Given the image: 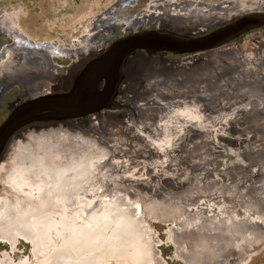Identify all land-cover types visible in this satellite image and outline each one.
<instances>
[{
    "label": "rangeland",
    "instance_id": "1",
    "mask_svg": "<svg viewBox=\"0 0 264 264\" xmlns=\"http://www.w3.org/2000/svg\"><path fill=\"white\" fill-rule=\"evenodd\" d=\"M155 1L0 0V23L6 22L19 27L22 35L28 38L32 44L40 47L43 45L44 49L49 54L51 52L55 54L53 55L55 57L58 55L57 53H59V57L61 55L66 57L71 56V54L75 55L80 50L85 51L89 48L98 47V52L93 53L79 64H74L75 61L62 63L61 60L59 61V59L55 58L54 62H52L53 65L55 64L54 66L52 65L53 67L57 68L59 66V69L62 67V69H70L71 71L66 79L55 83L52 90L53 93L62 94L69 92L75 82V78L82 74V71L75 72L77 68H82L83 64L88 63L89 60H94L93 58L96 54L108 50L117 41L128 36L138 35L141 32L154 30L171 32L168 26L160 29L153 25L146 27L140 23L141 25L138 24L136 28H139V31H137L139 33L135 32L136 29L129 34L125 33V25L132 23L139 16L143 17L142 19L140 18L142 21L149 19L150 15L143 12L146 11L149 4ZM188 1L204 6L225 5L231 10L229 12H234L240 9L247 0ZM261 1L264 2V0H256V2ZM220 11L223 14L229 13H225V9ZM251 15H263L262 20L264 19V12H252ZM246 16L248 15L244 17ZM203 18H207L206 21H212L210 15H205ZM236 18L230 17L229 21H223V23L211 28L198 26L188 31V33L180 35L192 33L194 37H203L242 19L236 20ZM151 19L154 20L153 18ZM136 39V42H139L140 39L145 38ZM1 41V47L9 44L3 39ZM230 41L228 43L221 42L222 45L219 44L217 47L194 53L173 54L171 52H163L150 56L142 50L135 57L129 56L128 60L133 59L134 64L125 63L123 67L117 68L119 73L122 72L120 84L118 83L116 87H109L111 85L109 84L105 90V93L108 92L110 93L109 96H113L111 100L113 106L106 104L98 112L78 118L57 121V123L45 124L47 122L40 120L36 124H28L21 127L3 145V150L0 154V165L6 162L11 150L13 153L15 141L20 139V135L23 131L25 132L27 127L28 129H36L69 122V126L72 127L76 138H78L77 136H79L80 132L91 137L89 139L97 142L98 148L95 149L100 151L97 150V152L104 154L102 155L103 161L99 165L98 174V183L100 182L102 187L100 192L106 194L112 187H126L127 189L136 190L145 199V206L149 208L146 221L148 228H145L146 237L149 240L146 243L149 244V248L152 251V259L143 262V264H202L201 261L205 258H208L209 261H207L209 263H214L216 261V258L213 257L215 253L224 255V257H219L221 258L219 260L221 264H227L226 262H231L233 259L239 261L240 264H264L263 222L260 223L256 230L245 234L244 238H242L243 244L236 245L232 243L231 247L235 251L233 255L226 251L223 252L228 247H222V250L215 244V248L212 243L210 245L208 239L202 238L196 231L191 229L185 232H173L171 233V235L174 234L172 238L165 223V220L171 217L172 220L174 218L177 221H181L184 218L186 219L189 214L195 215L199 212L201 207L198 208V203L193 202L199 210L191 208L190 206L192 205L189 203L184 208L182 203L185 199L192 198L194 194L195 196H200L198 197L199 199H203V194L196 193L202 190V186L205 185L204 187H207V184L211 182L216 186L220 184L221 186L235 188L237 182H239L237 178L241 173L243 174L249 170L250 173L254 171V174H257L258 171L259 175H261V172H264V168L257 170L255 167L258 161L261 166L264 165V26L250 30ZM246 41H248V44L245 47L244 43ZM77 47L80 49H77ZM62 48L69 49L72 53L64 50L60 51ZM225 51L226 54L224 56L220 55V53ZM214 53L216 56L212 57L211 55ZM218 53L219 56H217ZM103 60L104 58L100 61L98 70L99 73L104 74ZM207 60L212 61L208 62ZM96 62L97 60L92 63L90 68H93ZM151 65H162L160 69L152 70V72H157V76L161 77L170 73H173V75L179 73L182 75L179 78L182 77L184 79L185 74L192 72V69L198 71V73H195L198 75L195 82L198 88L202 87L198 90V94L202 95V97H198L196 102L189 107L181 106L182 104L178 103L176 105L178 108L174 110L175 115L160 117V120H158L159 124H164L166 127L176 124L184 127L192 123L194 130L188 128L187 132L173 133L172 136L163 131V133L151 137L149 140H146V136L130 135V131L119 134L116 137L115 135L107 137L106 126H111L107 121L109 116L118 117L120 119L118 122L122 121L120 123H123L124 127H131L132 124L139 126L141 122H138L136 117L139 115L138 110L141 107L152 105L148 107L157 111V107H163L167 104L155 99L158 96L162 97L166 90L164 91L160 87H150L149 82L148 84L145 82V77L144 79L140 78V82L135 81L137 83H132L131 80L132 86H129V77L126 78L128 74H138L144 66ZM126 66L130 67V71H127L128 68H125ZM222 71H225V73L222 74ZM73 72H75V76L71 78ZM112 76L115 77L114 71ZM132 76H135V74ZM195 76L188 74L187 81H183L187 85L192 82ZM8 78L4 77L7 81ZM43 79L41 78V80ZM159 79L156 77L157 82H160ZM169 82L170 84L176 83L175 79H170ZM104 85L105 83H102V87ZM94 87L93 85L92 88ZM18 88L3 86V89H0V127L14 109L32 99L28 97L20 99ZM116 88L115 94L112 90ZM245 91L251 93L250 98H243ZM213 92L214 94H211L210 97L214 98L208 100L209 95L206 96V94ZM97 94L98 92L95 88L92 96L97 99ZM22 95H25V92ZM43 97L45 96L42 95L39 98ZM48 99L50 100L51 97L46 98V100ZM129 99H133L134 105L129 103ZM205 101L208 105H205ZM212 108L214 111L211 110ZM204 111H207L206 114L211 113L210 116H216L218 120H207L203 116ZM192 113L196 116L194 122ZM175 116H177V119H174ZM109 129L112 130L113 127H109ZM13 137H16L15 141ZM87 143L85 145H88ZM193 149L196 150L195 156H191L193 153L191 150ZM104 152L108 154L107 158V154ZM260 179L256 178L258 181ZM245 189L246 184L245 187H242L243 192ZM244 194L246 196V193ZM17 195L18 199L12 198L11 200V204L15 208L19 207L24 211H29L38 204V199H36L37 197L34 193L29 194V191H20ZM231 197H234V192H231L230 197L227 195V198ZM249 197L247 195V198ZM260 209L258 210L260 211ZM67 212L70 213L72 210L69 209ZM262 214L264 215V212ZM103 226L106 228L105 225ZM55 236L56 233L53 236V240L57 242ZM37 238H40L43 244H50L47 246L48 249L45 246L42 250L39 249L35 253L32 245L20 239H16L18 242H16L17 245L13 250L6 244H1L0 264H64L61 262L62 260H53V254L57 250L50 247V234L41 235ZM210 247L211 249H209ZM50 250L52 251L49 252ZM112 251L111 254H108L109 256L104 258L103 264H125V262L127 264L125 253L118 252L119 255H117V252L114 254ZM47 253H51L50 258ZM210 254L212 257H209ZM153 255L155 258L152 257ZM86 260V263H81H95L94 260Z\"/></svg>",
    "mask_w": 264,
    "mask_h": 264
},
{
    "label": "bare ground",
    "instance_id": "2",
    "mask_svg": "<svg viewBox=\"0 0 264 264\" xmlns=\"http://www.w3.org/2000/svg\"><path fill=\"white\" fill-rule=\"evenodd\" d=\"M244 3L240 9L237 8V11L229 12L231 10L224 4V6H204L188 0H156L154 3L149 4L146 11L143 12L150 15L149 19L142 21L140 20L141 16H139L135 21L132 20V23L128 20L130 23L125 25V33L129 34L135 31L138 24L141 23L146 27L153 25L160 29L168 26L171 32L185 34L198 26L211 28L223 23V21H229L230 17H237L236 20H238L245 15H251L252 12H264L263 1L247 0ZM221 9H225L226 12H224L229 13L223 14L220 11ZM205 15H210L212 21H206L207 18H203ZM137 31H139V28L135 31L139 33ZM2 39L6 43L9 42V44L0 46V49H2L0 50V89H3V86L19 87L20 97H18L20 99L32 98L31 101L35 99L46 100V98L50 97L51 101L52 99L58 100L59 97L64 98L63 95L66 93L57 94L53 93L52 90L55 83L66 79L71 71L70 69H62V67L59 69V66L57 68L53 67L55 64L53 65L52 62H54L55 58L59 59V61L61 60L62 63L75 61L74 64H79L93 53L98 52V47H95L85 51L80 50L75 55L71 54V56L66 57H63V55L59 57V53H57L58 55L55 57L53 56L55 54L52 52L49 54L43 45L40 47L38 44V46L32 44L28 38L22 35L19 27L6 22L0 23V41ZM244 44L246 47L248 41ZM77 49L80 48L77 47ZM63 50L71 52L69 49H60V51ZM225 54L226 51L220 53L223 56ZM211 56H216V54L214 53ZM217 56H219V53ZM101 60L102 58L97 60L93 68L89 67L91 72L88 76H83L85 74L83 71L79 77L88 79L89 76L98 75V67ZM207 61L210 62L212 60ZM131 63L134 64L133 59L128 62V64ZM161 66H144L138 74L130 73L126 78L129 77V83L131 80L134 83L135 81L140 82V78L144 79L145 77L144 80L147 84L149 82L150 87H160L164 91L168 89L167 94L166 91L165 94H162L163 99L161 96L155 98L167 104L163 107H157V111L148 107L152 105L141 107L138 110L139 115L136 117L138 122H141L139 126L132 124L131 127H124L123 123H120L122 121L118 122L120 120L118 117L109 116L107 121L108 124H111L109 127H113V129H109L108 125L106 126L107 137H113V135L116 137L119 134L130 131V135L146 136V140H149L151 137L163 133V131L172 136L173 133L187 132L188 128L194 130L192 123L184 127H180L177 124L166 127L164 124H159L158 120H160V117L175 115L174 110L178 108L176 107L178 103H181V106L189 107L196 102L198 97H202V95L198 94V90L202 87L198 88L195 82L198 77L195 73H198V71L192 69V72L188 73L196 76L191 83L186 85L183 80L187 81L188 74H185L184 79L182 77L179 78V76H182L179 73L175 75L170 73L167 76L162 75V77L157 76L155 71L160 69ZM125 68L130 71L129 66ZM82 69L83 67H79L76 69L78 71L75 70V72L82 71ZM152 70L155 71L152 72ZM75 72L72 73L71 78L75 76ZM114 73L115 77L113 78L118 77V69ZM224 73L225 71H222V74ZM120 74L121 77L122 72ZM134 74L135 76H132ZM4 77H9L10 79L8 78L7 81ZM45 77L49 79H45ZM79 77L76 78V81ZM156 77L160 78V82H157ZM41 78L44 79L41 80ZM134 78L135 80H133ZM243 78L245 79V77ZM170 79H175L176 83L170 84ZM120 81L121 78L117 79V82L109 85V87H116L118 83L120 84ZM132 83L129 86H132ZM75 85H77L76 82H74L72 87ZM24 92L25 95H22ZM211 94H214V92L206 94V96L209 95L208 100L214 98L210 97ZM42 95L45 97L39 98ZM250 97L251 93L249 91L243 93V98L248 99ZM129 100V103L133 104V99ZM74 103L72 102L70 109L74 108ZM205 105H208L206 101ZM206 112H203V116L207 120H218L216 116H210L211 113L206 114ZM192 114L194 122L196 116L194 113ZM174 119H177V116ZM36 122L40 121L33 120L30 124H36ZM63 123L57 126L36 129H28L27 127L25 132L23 131L21 135L19 134V140L13 137V140H16L15 149L13 153L11 150L6 162L0 165V245L6 244L13 250L17 245L16 242H18L16 239H20L32 245L36 253L37 250H42L43 247L46 246L47 248L50 245L43 244L41 239L37 237L50 234V247L57 250L53 254V260H62L61 262L64 264H83L81 262H85L86 259V261L94 260V264H103L104 258L109 256L108 254H111L112 250L114 254L117 252V255L120 252L125 253L127 264H143V262L151 260L152 251L149 248V244L146 243L149 240L146 237L147 232L145 229L147 227L146 221L149 208L145 206V199L136 190L127 189L126 187H112L106 194H102L100 192L102 189L101 184L100 182L98 183V174L99 165L103 161L102 155L104 154H99L100 151L98 149L99 152H97L95 149L98 148L97 142L89 139L91 137L80 132L79 136H77L78 139L73 133L72 127L69 126V122L67 124ZM10 137L2 144L0 154L2 153L3 145ZM85 143L88 145H85ZM191 151L193 152L191 156H195L196 150L193 149ZM133 156L137 157L136 155ZM107 157L108 154L106 155ZM256 163L255 167L257 170L264 168V165L261 166L259 161ZM258 175V171L257 174H254V171L250 173L249 170L243 174L241 173L237 178L239 182H237L235 188L221 186L220 184L216 186L211 182L207 184V187H204L205 185L202 186V190L196 193L203 194V199H199L198 197L200 196H195L194 194L192 198H187L182 203V207L186 208V205L191 204L192 206L190 207L193 209H197L196 204L198 203V208L201 207L199 212L195 215L189 214L186 219L184 218L181 221H177L174 218L172 220V217L165 220L170 236L173 238L174 234L171 235V233L185 232L191 229L196 231L202 238L208 239L212 246L216 244L222 250V247H228L223 252L226 251L233 255L235 251L231 247L232 243L236 245L243 244L242 238H244L245 234L256 230L261 222L264 223V215L262 214L264 212V172ZM256 178L261 179L258 181ZM245 184L246 189L243 192L242 187H245ZM20 191H29V194L34 193L37 197L35 198L38 199V204L34 209L24 211L22 208L12 206V198L18 199L17 194ZM231 192H234V197L227 198V195L230 197ZM244 193H246V196ZM247 195L250 197L247 198ZM193 202H196V204ZM69 209L72 212L68 213ZM258 209L262 211L260 212ZM74 214L77 215L74 216ZM258 218L260 219L259 221ZM171 225L172 227H170ZM55 233L57 242L53 240ZM47 254L50 258L51 253ZM214 255L213 257L216 258L214 263H209L208 258L203 259L201 263L221 264L219 263V260H221L219 257H224V255H218L217 253ZM152 257L155 258L154 255ZM209 257H212L211 254ZM226 263L240 264L235 259Z\"/></svg>",
    "mask_w": 264,
    "mask_h": 264
},
{
    "label": "water",
    "instance_id": "3",
    "mask_svg": "<svg viewBox=\"0 0 264 264\" xmlns=\"http://www.w3.org/2000/svg\"><path fill=\"white\" fill-rule=\"evenodd\" d=\"M262 17L263 15L246 16L239 21L228 24L199 38L194 37L192 33L180 35L175 32L154 30L141 32L138 35L128 36L117 41L108 50L96 54L93 58L94 60L83 64L82 72L84 71L85 73L83 76H88L91 72L89 69L91 62L104 58V74L99 73V75L93 77L89 76L88 79L79 77L77 81L75 78L74 81L77 85L72 87L64 98H59L58 100L52 99V101L37 99L23 103L14 109L0 127V149L8 137L17 132L20 127L30 124L33 120H43L47 124H51L98 112L106 104L112 105L111 100L113 96H109L110 93L108 92L105 93L106 87L109 84H115L117 79L122 77H120V72L118 77L113 78L112 72L128 63L129 56L135 57L142 50L152 56L163 52H171L173 54L194 53L217 47L219 44L222 45L221 42L228 43L233 38L264 26V19L262 20ZM140 37L145 39H140L139 42H136V38ZM102 83H105L103 87ZM92 85L95 87L92 88ZM95 88L98 92L97 99L92 94L88 96ZM116 90L117 88L113 90L115 94ZM76 100L78 102L74 103ZM72 102L74 103V108L70 109Z\"/></svg>",
    "mask_w": 264,
    "mask_h": 264
}]
</instances>
